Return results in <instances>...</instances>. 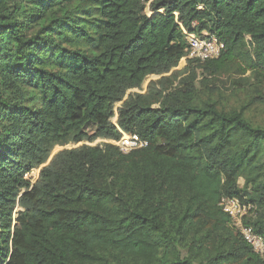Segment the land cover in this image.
<instances>
[{"label":"trees","instance_id":"trees-1","mask_svg":"<svg viewBox=\"0 0 264 264\" xmlns=\"http://www.w3.org/2000/svg\"><path fill=\"white\" fill-rule=\"evenodd\" d=\"M232 69L264 86V0H0V264H264L219 205L264 199V91H202Z\"/></svg>","mask_w":264,"mask_h":264},{"label":"built area","instance_id":"built-area-1","mask_svg":"<svg viewBox=\"0 0 264 264\" xmlns=\"http://www.w3.org/2000/svg\"><path fill=\"white\" fill-rule=\"evenodd\" d=\"M185 33L187 41L186 57L189 59H198L204 61L219 57L223 49V43L215 35L203 32L201 35L194 33ZM184 58V59H185ZM118 147L121 152H128L133 149L145 147L147 142L141 140L136 135H125L118 141H110ZM222 210L230 217L232 224L239 229L243 239L252 247V250L258 254H264V241L260 235L253 231V228L244 224V218L248 216L250 203H243L236 198L223 197L219 203Z\"/></svg>","mask_w":264,"mask_h":264},{"label":"rangeland","instance_id":"rangeland-1","mask_svg":"<svg viewBox=\"0 0 264 264\" xmlns=\"http://www.w3.org/2000/svg\"><path fill=\"white\" fill-rule=\"evenodd\" d=\"M184 60L180 62V66L183 64ZM159 76L151 75L145 80L142 85V89H145L148 81L150 79H157ZM201 75H198L197 80L200 81ZM210 80L209 87H202V91H207L208 89H214V97L223 103L224 107H240L242 104L246 102L249 103L248 94L252 93L255 97L259 95V91H264V86L257 90L256 88V80L254 78V73L252 71H246L244 74L238 72L237 69L228 70L225 73L217 74L213 77L208 78ZM247 79V80H246ZM198 85V84H197ZM201 87V86H200ZM263 89V90H262ZM257 90L258 92H255ZM141 90H135V92H139ZM251 102V101H250ZM248 115L253 119L255 123H264V104H259L258 101L254 102V105L251 107V110ZM92 128H89V132ZM96 142H101L97 140ZM73 145H68L67 147H71ZM259 164L264 169V152L260 157ZM38 174V168L32 169L28 177L33 181ZM258 182H264V172L261 173L260 178L257 180ZM239 185L243 184V179L239 180ZM263 204L258 206L256 204L252 205L250 210L248 211L249 218L256 220L259 218L264 219V199Z\"/></svg>","mask_w":264,"mask_h":264}]
</instances>
